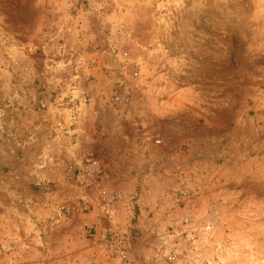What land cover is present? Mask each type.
<instances>
[{"label": "rangeland", "instance_id": "374dc122", "mask_svg": "<svg viewBox=\"0 0 264 264\" xmlns=\"http://www.w3.org/2000/svg\"><path fill=\"white\" fill-rule=\"evenodd\" d=\"M0 264H264V0H0Z\"/></svg>", "mask_w": 264, "mask_h": 264}]
</instances>
